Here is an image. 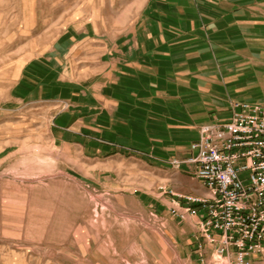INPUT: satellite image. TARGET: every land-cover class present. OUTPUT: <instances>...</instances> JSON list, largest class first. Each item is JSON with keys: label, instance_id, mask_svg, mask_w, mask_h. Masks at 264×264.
Returning a JSON list of instances; mask_svg holds the SVG:
<instances>
[{"label": "crops", "instance_id": "obj_1", "mask_svg": "<svg viewBox=\"0 0 264 264\" xmlns=\"http://www.w3.org/2000/svg\"><path fill=\"white\" fill-rule=\"evenodd\" d=\"M133 1L117 22L93 17L66 25L24 64L12 97L53 109L48 142L55 170L67 157L74 181L121 189L122 179L112 182L108 172L135 169L146 181L131 193L166 213L176 195L206 191L187 166L173 170L162 162L187 157L199 128L229 121L234 104L264 105V0ZM174 221L169 240L198 264L195 219ZM148 246L147 252L161 246L168 259L162 243Z\"/></svg>", "mask_w": 264, "mask_h": 264}, {"label": "rangeland", "instance_id": "obj_2", "mask_svg": "<svg viewBox=\"0 0 264 264\" xmlns=\"http://www.w3.org/2000/svg\"><path fill=\"white\" fill-rule=\"evenodd\" d=\"M133 2L0 0V264H195L185 253L178 254L182 243L174 246L168 238L170 221L191 220L171 217L172 200L166 213L144 206L131 193L146 181L135 169L108 172L112 182L122 179L126 191L123 186L92 187L85 178L74 181L67 157L61 156L63 163L55 170L56 152L48 142L53 109L47 103L17 104L12 97L24 64L50 48L66 25L93 17L117 22ZM132 14L126 13L124 24ZM67 106L63 103L61 109ZM165 162L162 166L169 167ZM159 242L168 259L161 246L154 252L145 249ZM249 263L264 264V251Z\"/></svg>", "mask_w": 264, "mask_h": 264}, {"label": "built area", "instance_id": "obj_3", "mask_svg": "<svg viewBox=\"0 0 264 264\" xmlns=\"http://www.w3.org/2000/svg\"><path fill=\"white\" fill-rule=\"evenodd\" d=\"M233 106L229 121L200 128L186 158L164 163L187 165L206 191L176 195L168 209L181 222L195 219L199 264H250L264 251V105Z\"/></svg>", "mask_w": 264, "mask_h": 264}, {"label": "bare ground", "instance_id": "obj_4", "mask_svg": "<svg viewBox=\"0 0 264 264\" xmlns=\"http://www.w3.org/2000/svg\"><path fill=\"white\" fill-rule=\"evenodd\" d=\"M246 103H249V102H246ZM240 104H243V103H240ZM262 105V104H261ZM206 261L209 263V264H212V259L210 257H208L206 259ZM213 264H214V261H213Z\"/></svg>", "mask_w": 264, "mask_h": 264}]
</instances>
